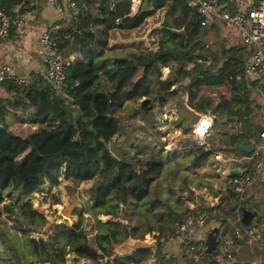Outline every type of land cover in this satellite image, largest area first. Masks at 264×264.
Here are the masks:
<instances>
[{
  "label": "trees",
  "instance_id": "trees-1",
  "mask_svg": "<svg viewBox=\"0 0 264 264\" xmlns=\"http://www.w3.org/2000/svg\"><path fill=\"white\" fill-rule=\"evenodd\" d=\"M20 1L0 0V7L12 12V6ZM75 1L78 14L68 23L60 21L52 31L59 51L65 54L75 41L81 53L70 59L66 67V86L58 88L40 74L23 83L14 79L0 81L9 92L0 97V215L13 213L14 226L21 221L26 225L17 230L20 232L17 239L15 232L4 227L0 218V244L7 248L1 252L9 255L11 264H54L55 255L67 251L73 255V261L79 263L86 258L91 261L88 264L139 263L152 255L162 258V244L158 238L171 232L180 213L150 194L156 192L162 169L172 156L187 155L188 145H183V139L195 118L189 120V127L179 130L178 142L182 147L165 149L164 132L150 122L147 117L151 114L139 103L130 116L139 115L153 126L155 131L150 135L153 143L142 147L138 140L129 141L125 134L121 142H131V146L116 154L110 148V141L119 132L117 113L127 101L137 103L144 96L150 98L147 105L160 95L164 96L162 102L165 98L176 97L180 86L171 90L170 83L163 80L166 67L172 71L169 78L183 80V91L187 89L188 100L194 104L197 95H201V88H227L228 93L221 90L219 101L212 108L215 114L212 127L224 129L226 136L218 138L217 145L207 146L206 139L204 145L198 146V151L192 152L189 168L193 172L211 154L224 149L221 145H227L230 151L243 158V168L239 171L249 172L250 160L244 158L250 154L236 148L240 141L250 143L251 138L258 135L251 118L252 99L248 87L254 81H249L243 71L247 60L242 55L244 46H210L202 37L204 28L197 11L186 0H141L134 13H130L131 0ZM160 8H164L165 13L158 28L160 36L156 49H136L122 56H105L109 30L114 25L133 29ZM178 30L185 34L183 43ZM174 79L172 83L179 82L178 78ZM178 101L181 103L182 97ZM197 102L199 109H203ZM191 112L187 109V117ZM172 121L171 125L178 127V120ZM234 123L239 124V130ZM61 178L69 180L68 189H79L87 206L74 208L76 219L71 223L57 221L45 236H34L30 230L42 226L47 217L33 206L31 196L45 188L50 190ZM231 181L227 176V187ZM184 184L186 189V181ZM227 189L226 202L232 211L235 206L231 199H237V194ZM175 196L174 203L181 201L180 195ZM247 202H243L242 207ZM121 203L132 205V210L137 204L155 207L157 213L151 216L155 223L132 224L131 215L128 217L124 212L125 221L95 218L90 229H86L84 212L119 217L117 210ZM159 206L164 207L160 209ZM212 206L222 208L223 205ZM199 207L204 208L194 209ZM215 217L221 223L225 221L224 215ZM253 219L255 227L264 235V213ZM241 227L244 226L241 224ZM91 231L94 232L88 236ZM145 232L156 235L153 250L149 246H138L130 252L111 256L117 243L128 237H142ZM223 232L239 242L233 228L226 223Z\"/></svg>",
  "mask_w": 264,
  "mask_h": 264
},
{
  "label": "crops",
  "instance_id": "crops-1",
  "mask_svg": "<svg viewBox=\"0 0 264 264\" xmlns=\"http://www.w3.org/2000/svg\"><path fill=\"white\" fill-rule=\"evenodd\" d=\"M255 1L256 0H219V6L220 7H230L232 9H236L239 7L246 9L247 7L251 6ZM140 4H141V0L139 2L138 7L140 6ZM16 10H19L23 14L22 24L19 26L12 27L9 37L6 38L5 40L0 41V63L12 64L14 68L16 69L17 74L19 76H22L25 80H29L38 74L44 76L46 65L41 55L38 53V36H39V33L45 28L53 27V29H55L56 25L60 23V21H63L65 23H68L71 21L72 18L70 14L68 0H21L19 3H17L16 5H13L11 8L12 12ZM158 11L159 9L154 15H156ZM164 13L165 11L162 14L161 21L164 18ZM154 15L147 17V19L144 21L143 24L133 29H124V28L114 25L109 30V40H108V45L106 48V53H109L110 56H112L120 50H124V49L131 50V49L141 48L142 44L134 42V40H130L131 38H128V37L125 38L123 35V32L129 31L130 35L132 33L137 34L141 32L142 29L141 30H138V29L140 27L142 28L145 25L146 21H151L154 18ZM203 28H204V33L202 34V37L210 46H213V47L222 46V45H225L226 47L232 46V45L244 46V44L242 43L241 36L239 35L237 29L234 26L226 24L223 21L215 17H210L209 21L203 25ZM139 37L140 38L138 39H143L142 36H139ZM151 49H154V47ZM247 53H248L247 49L244 46V51H242L243 58H246V59L248 58ZM65 55L68 56L70 59L81 56V53L77 49V45L75 41H73L72 44H70L67 47ZM219 64L220 62L217 63V65ZM139 73L140 71L138 72V74ZM174 78H178V79H181V78L180 77L169 78L170 81L168 83H170L171 87L174 86V89H175L177 88L176 86L177 83H172ZM180 81H182V79ZM248 87L250 89V98L252 99L251 100L252 101L251 118H252L253 123H255L258 129V132H259L264 127V87H258L255 84V82H253V84L251 85L248 84ZM221 90L224 93L226 92L228 93L227 88L223 89L221 87L214 86V87H211V90L208 91L207 94L212 96L213 98L219 99V94L221 93ZM200 93H202V90L199 91V94ZM212 93H215L216 95H213ZM8 94L9 92L0 84V97H5ZM188 94L189 93L187 89L183 91L182 93V97L184 99L183 103L184 105H186L185 107H187V109H191L193 114H195L194 121L197 119L198 114L203 113V112L208 113L212 118L215 116L212 108H209L208 102H206L205 105L201 104L203 106V109H198L199 107L196 106V101L201 103L200 95H197V97L195 98V101H194L195 104H194L193 101L188 100ZM174 98L175 97L167 98L166 102H164V105L162 106V109H161L162 112H166V114L167 113L169 114V120L172 118L175 119L176 118L174 117L175 114H178V115L180 114L179 107L176 106ZM140 100L141 99H139V101ZM124 107H129V111H132V109L136 107V102L127 101ZM151 107L146 108V110H151ZM167 108L168 110L165 111ZM172 114L174 115L172 116ZM132 119L136 120L133 125L134 126L136 125L138 127L136 132H139L141 128L140 126H144L145 124V119L137 115L136 117L129 118L125 121H128V120L131 121ZM167 124H168L167 130H163V132L164 133L169 132V134L171 135H176L177 141L173 142L174 143L173 147L174 149H180V147H182L178 142L179 141L178 136L180 134V131H179L180 129L176 126L170 125V123H167ZM237 125L239 127V124H235L234 125L235 128H237ZM125 127H127V122H126ZM127 129L129 130V128ZM223 130L224 129L222 128H219L216 130L213 126L211 128V132L208 134L206 138L207 146L211 144L217 145L219 143L218 138H224L226 136ZM138 135L140 134L138 133ZM150 137L151 136L149 134V138ZM135 140H140V138H136ZM188 144L189 143L183 142L184 146ZM169 147L170 149L172 148L171 146ZM221 147L224 149H220L216 151L215 153L211 154V156L203 164L195 168V170L193 171V175L199 174L201 178L205 177V179L217 178L214 181H217L219 183L217 187L221 189L220 192H222V194L224 195V199L221 204L228 205L226 202V199L229 198L228 197L229 194L227 193L228 187H227L226 177L229 176V171L232 168H237L238 170H241V168H243V158L241 159L240 156L230 151L229 146L221 145ZM125 148H127V145L121 146V148H119L118 151L121 153L122 151L128 150V148L127 149ZM209 165H212V166L209 168ZM204 167H207V168H204ZM60 182H62L61 184H64V186H67L69 185L68 183H70L69 180H66L63 178L60 179ZM58 185L52 187L50 189V192L52 193L54 189H57ZM182 185H183V189L186 190L185 184L182 183ZM182 185H180V187ZM205 186H206L205 184L200 182V179H198L195 183L191 182L190 187L192 190L189 191V194L191 193V195H195V196L193 197L187 196V199H184L185 201L181 200L178 203H174V201H176V198L173 196L172 201L173 200L174 201L173 202L171 200L168 201L167 205L173 206L171 210L177 213H180L179 216L182 215L186 207L187 209H189L193 206H203V207L211 206L215 203L216 196L219 193L213 196L209 191L206 192L207 188ZM169 187H170L169 189L172 190L173 194L179 195L180 191L175 192V188H177L176 186L171 184ZM155 188L157 189V187ZM46 189L48 191V188H45V190ZM247 193H248L247 200L253 205L251 209H254L257 211V214L253 217L255 218L259 213H264V175L258 180L257 183H255L251 188L247 190ZM187 194H188V191H187ZM181 197L183 198V196ZM169 202H171V204H169ZM125 206H126V203H121L119 205V209L117 210V212L119 213V217L118 216L114 217L113 215L103 214V213H96V214L91 213V212H84V213H87L89 217L94 216V219L97 218L101 221H105L108 219H117V218L121 219L124 216ZM43 207L44 206H40V207L38 206L35 208L43 211L44 214L46 215L47 221L42 225V228L44 231L50 232L55 222L64 220L63 218L61 219L59 216L63 214L60 208L63 209L65 206H53L52 210L49 211L47 209L49 214H47L48 212L46 211V209H43ZM52 212L54 213L51 214ZM72 215H73V220H75L76 218H75V214L73 213V211H72ZM254 222L255 221L253 219L250 221V224L251 223L253 224ZM218 224H219V221L214 216L209 218V220L202 227H200L199 229L195 231V235L193 237L194 238L198 237L197 239H204L207 233L213 227H217ZM23 225H25V223L21 221L14 227L16 229L17 226H19L20 228ZM249 227L244 226L242 229V234L238 236L239 249L237 250V252L235 253L232 259L234 264H240V263L264 264V235L260 234L259 229L256 228L257 232H254L253 234V236L256 237V241L255 243H252L249 240V235H247L248 234L247 228ZM93 232L94 231L89 232V235L91 236ZM150 235L152 237L156 236L154 232L152 233L145 232L143 236L139 238L128 237L124 241L119 242L114 246V253L111 256L130 252L138 246H149L153 250V248H155L156 242L152 241L150 245L148 244V236ZM66 243H68V241H66ZM169 248L171 251L184 253L186 249V245L184 244V241L180 236H176L170 242ZM72 257L73 255L69 251L58 253L55 255L56 262L54 264H86V263L88 264V263H91V261L86 258H82L80 262L78 263L77 261H73ZM60 260L63 261V263H61ZM150 260H151V257L147 258L143 262H139V263L131 262L129 264H149ZM34 264H49V263L35 262Z\"/></svg>",
  "mask_w": 264,
  "mask_h": 264
},
{
  "label": "built area",
  "instance_id": "built-area-1",
  "mask_svg": "<svg viewBox=\"0 0 264 264\" xmlns=\"http://www.w3.org/2000/svg\"><path fill=\"white\" fill-rule=\"evenodd\" d=\"M139 2L140 0H131L130 13L137 11ZM186 2L197 11L202 25L206 24L210 17H215L237 29L248 52V58L243 68L244 76L254 81L258 87H263L264 0H256L246 9L220 7L219 0H186ZM68 4L71 18H74L79 12L78 4L75 0H68ZM22 19L23 14L19 10L8 12L0 7V41L8 38L12 27L21 25ZM52 31L53 27H48L39 33L38 53L46 65L44 77L56 87L61 88L66 86V67L70 62V58L59 51ZM236 78H239L238 74ZM3 79H14L17 83L25 81L22 76L17 74L16 69L10 63H0V81ZM212 94L216 95L215 93ZM212 125L213 118L208 113H199L191 126L192 135H196V138L192 139V143L198 146L204 145L208 134L211 132ZM117 134L121 136L122 140L124 139V132L115 135ZM115 135L112 138L113 141ZM252 138L250 141L252 150L248 156L250 171L243 173L238 170L237 174L230 176L232 181L228 188L237 194L235 208L230 211V206L225 204H221L223 205L222 208H216L212 205L209 209L205 207L194 209L198 206L189 208L182 213L167 236L158 238L162 244V258L152 255L149 264H234L232 259L239 249V242L224 234V225L226 223L230 228H233L237 237L242 234L241 210L242 208L251 209L253 207L249 201L242 207L241 204L246 199L244 193L264 175V127L258 132L257 136ZM229 211L230 213H227ZM216 215H224L225 221L219 222L217 226L219 229L218 242L213 253H211L206 251L205 238L202 240L194 239L193 236L195 231L202 227L209 218ZM248 227L249 240L255 243L256 237L253 234L257 232V229L251 224ZM88 236L90 235L88 234ZM176 236H180L186 245L184 253L174 252L169 248L170 242ZM153 240L156 242V236H148L149 245Z\"/></svg>",
  "mask_w": 264,
  "mask_h": 264
},
{
  "label": "rangeland",
  "instance_id": "rangeland-1",
  "mask_svg": "<svg viewBox=\"0 0 264 264\" xmlns=\"http://www.w3.org/2000/svg\"><path fill=\"white\" fill-rule=\"evenodd\" d=\"M164 11H165L164 8H160L158 13L156 15H154V18L151 21H146L145 25L142 28L140 27L138 29V30L142 29L141 32H139L137 34H133L132 33L130 35L129 31H127V32L124 31L123 32L124 37L125 38L126 37L131 38L130 40H134V42L142 44L141 48H138V49H144V48H150V47L151 48L154 47L156 49V47H157V39L160 36L159 35L160 32H158V28H159L158 26L161 24L160 21H161V17H162V14H163ZM136 35H138V36H136ZM139 36H142V37L144 36V37H143V39H138V38H140ZM154 42H156V43H154ZM131 50H136V49H131ZM128 51L129 50H125V49L124 50H120V51H118L116 54H114L112 56H115V55H117V56L126 55L128 53ZM105 56L109 57L110 54L106 53ZM168 70H169V72H168ZM170 72L171 71H170L169 67L164 68V72H163L162 78L167 83L170 81L169 77H168L171 74ZM174 80L175 79H173L172 82H174ZM180 80L181 79H179V82H176L177 85L175 84L177 87H179V86L180 87L178 88V91H177L178 95L174 98L176 106L179 107L180 114L179 115L178 114H175V115L172 114V116L174 115V117H176L175 119L178 120V123H179L178 124V128L180 130L181 129L183 130V128H187V127L190 126L189 120L194 118L195 114H193L191 112L188 115V117H187V107H185L186 105H184V103H183L184 99L182 97L184 82H183V80L182 81H180ZM181 89H182V91H181ZM201 90H202V93L200 95L201 96V99H200L201 103L200 104H204L205 105V103L208 102L209 108H214L216 106V104L218 103L219 99L218 98H213L212 96L207 94V92L211 90L210 88H201ZM179 97H182V99H183V101L181 103L178 101ZM166 100H167V98L164 99V102H166ZM161 102H159L158 98L156 100H151V106H152L151 110H147L151 115H149L148 117L146 115V117L148 119H150V122H152L154 124V126H159L160 129L163 131V130H167V125L168 124H167V122L166 123H162L163 122L162 120H169V114L168 113L166 114V112H162L161 111L162 106L164 105V102H162V104H160ZM139 103H140V101L139 102L137 101L136 106ZM167 110H168V108L165 111H167ZM130 112H132V111H129V107H124L122 110H120L117 113V116H118V119H119V129L117 130V131H119L118 133L124 132V134L129 136V141L130 140L136 141L135 140L136 138H140V140H138V144L140 146H142V147H145V146L149 145L150 143L152 144L153 140L151 139V137L149 138V134L151 136H152V133L154 134L155 130H154L153 126H151V124H149L148 121L146 120V122L144 124L145 127H141L140 131L136 132L138 127L136 125L135 126L133 125L136 120L132 119L131 121H125V120H127L129 118H134V117L130 116ZM183 116H185V117H183ZM126 117H127V119H126ZM180 117H182V118H180ZM175 119H173V118L170 119V122H169L170 125L172 123H174L172 120H175ZM126 122H127V127H125L126 126ZM234 125H235V123H234ZM170 127H172V126H170ZM127 128H129V130ZM191 128L188 130V132L186 130L185 134L187 133V137L186 138H189L191 140V142H192V133H191L192 129ZM236 129L239 130L238 125H237ZM138 133L140 135H138ZM164 134L165 135H164V137H162V139H164L166 141L165 143H167L166 145H164V148L165 149H170L169 146H171L173 148V144H174L173 142L177 141L176 140V135H171V134H169V132L164 133ZM186 138L183 139V142H184V140ZM121 141H122L121 136H119L118 134L115 135L114 141L112 139L110 141V145L113 144V145L110 146V148L116 154L120 153L118 151V149L121 148V146L127 145V148H128V146H129V148L131 146V142H126L125 143V142H121ZM191 142H188L190 145L188 144L187 149L185 150V151H187V155L183 154V155L175 157V158L172 156V159H170V161H168L164 165V167L162 169V174L160 176L161 178H159V181H158V186H157L156 192L153 193V194H150L152 196L153 195L158 196L159 199L161 200V202L163 204H165V205L167 204L168 201H170V200L172 201V197L173 196L176 198V196H175L176 194H173L172 190L169 189L170 188L169 186L171 184H173L174 186L177 187V188H175V192H179L180 191L179 195L183 196V198L181 197L182 201H185L184 199H187V196H191V197L195 196V195H191V193L189 194V191L192 190L191 187H190V183L191 182L195 183L198 179H200V182H202L203 184L206 185L205 186L207 188L206 192L209 191L213 196L216 195L217 193L222 194V192H220L221 189H219V187H217L219 185V183L217 181H214L217 178L205 179L204 176H203L204 178H201L199 176V174H194L195 175L194 176L193 172L190 170L189 165H190V159H191V157H193V153L192 152L194 150H197V151L199 150L198 149V145L193 144ZM115 143H117V144H115ZM129 143H130V145H129ZM127 148H125V149H127ZM181 152H183V151H181ZM244 159L248 160V157H246ZM211 166L212 165H209V168ZM204 168H207V167H204ZM184 181H186V184H187L186 190L181 189V187H180V185H182V183L184 184ZM61 183L62 182L59 183V185L57 186V189H54V191L52 192L53 195L51 194L50 190H48L47 192L45 190H43V192L42 191H36L31 196V200L33 202V206L34 207L44 206L43 209H46L47 212H48V210L49 211L52 210L53 206H65L63 209L60 208V210L62 211L63 214H61L59 217L61 219L63 218L64 220H66L68 223H71L72 220H73L72 211L74 210V208L75 207L79 208L80 206L84 208V206H87V204L84 203V196L81 195V193H80L78 188L68 189L67 186H64V184H61ZM187 191H188V194H187ZM244 194H245V197H246L244 202H247L248 201L247 200L248 193L245 192ZM54 198L57 199L58 201L57 202H53ZM5 201H7V199ZM169 204H171V202H169ZM131 206L132 205H129L128 203H126L125 213L128 215V217H129V215H131V223L132 224L145 225L147 223H152V222L155 223V220L154 221H153V219L151 220V216L155 215L157 213V212H155V207H154V209H152V208H149L146 205L137 204L136 205L137 207L132 210ZM133 206H135V205H133ZM163 207L164 206H159L160 209H163ZM172 207L173 206H169L168 208L170 209ZM186 210H187V207H186V209L183 212H185ZM53 213L54 212H52L51 214H53ZM47 214H49V212ZM83 215H84L83 222L86 225L85 227H86V229H90V225H92L93 222H94V216L89 217L87 215V213H84ZM0 218L2 220L3 226L4 227H8L9 229L13 230L15 232V236H17V239L20 238L19 237L20 236V232L17 231L19 226H17L16 229L14 227L13 213L2 212L1 215H0ZM75 218H76V215H75ZM122 219H124V217H122ZM125 220L126 219H124L123 221H125ZM252 225L255 226L254 223ZM24 226H26V225H23V227ZM242 229L243 228L241 227V230ZM30 233L32 235H34V236H45L46 231L43 230L42 226H38L35 230H30ZM197 238L198 237H195L194 239H197ZM2 249H7V248H5V246H2L0 244V264H11L9 262V260H8L9 255L5 254V253L3 254L1 252ZM26 264H29V263H26Z\"/></svg>",
  "mask_w": 264,
  "mask_h": 264
},
{
  "label": "water",
  "instance_id": "water-1",
  "mask_svg": "<svg viewBox=\"0 0 264 264\" xmlns=\"http://www.w3.org/2000/svg\"><path fill=\"white\" fill-rule=\"evenodd\" d=\"M177 33H179L180 35V42L183 43L184 42V38H185V34L183 31L181 30H178L176 31ZM174 89V86L171 87V90ZM164 96L163 95H160L158 97V100L159 102L162 101V98ZM150 101V98L147 97V96H144L143 98H141L140 100V105L141 106H145L146 108L148 107H151V105H147V103ZM196 138V135L193 134L192 135V139ZM184 142L188 143V142H191V140L189 138H186L184 140ZM236 148H238L239 151H241L242 153H247L249 154L252 150V146L250 143L242 140L240 141L239 143L236 144ZM238 173V169L237 168H232L230 171H229V176H234L235 174ZM224 199V195L223 194H218L217 197H216V200H215V205H220L222 203ZM231 204L232 206H236V200L235 199H232L231 200ZM257 214V211L254 210V209H250V208H242L241 210V217H240V220H241V223L244 225V226H248L250 224V221L251 219ZM218 227H213L206 235L205 237V244H206V251L207 252H212L214 251V249L216 248V244L218 242ZM154 242V240H153ZM83 263V262H82Z\"/></svg>",
  "mask_w": 264,
  "mask_h": 264
}]
</instances>
